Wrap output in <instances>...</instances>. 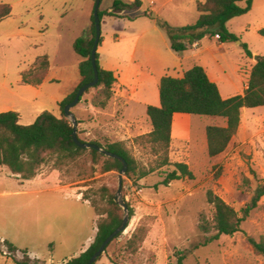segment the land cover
<instances>
[{
    "label": "rangeland",
    "instance_id": "obj_1",
    "mask_svg": "<svg viewBox=\"0 0 264 264\" xmlns=\"http://www.w3.org/2000/svg\"><path fill=\"white\" fill-rule=\"evenodd\" d=\"M114 1L102 0L101 10L113 6ZM196 1L175 0L186 16L166 12L170 19L167 22L172 26L195 24L199 17ZM0 4L12 7L11 14L0 22V113L18 112L24 126L32 125L43 111L60 117L57 101L80 81L81 58L73 43L90 27L96 0H0ZM129 13L140 18L128 22L123 30L104 26V42L97 52L100 66L113 71L130 91L136 87L137 93H132L128 100L113 93L107 106L101 109L92 105L94 99H100L98 90L91 89L72 109L82 141L102 145L123 142L139 170H156L136 181L124 176L122 195L134 216L121 238L111 244L108 254L116 257L118 264H178V257H185L183 264H264V256L249 242V239L264 241V197L242 223L241 232L234 236L223 235L213 241L211 238L216 234L213 230L206 234L199 228L204 220L210 226L213 224L210 191L241 213L264 183V107L244 110L239 131L226 151L213 158L207 151L206 128L223 126L225 120L178 114L170 160L187 164L195 179L160 185L165 172L173 168L157 169L151 145L140 138L152 130L148 105L160 106L157 69L149 64L152 70L149 71L147 63L132 60L133 44L127 39L133 34L131 30H143L155 20L143 17L139 8ZM227 27L240 37L239 41L220 43L215 37H206L199 49L188 50L190 54L200 53L198 63L207 65L210 73L216 74L223 98L243 94L246 73L255 65V57H264V38L258 33L264 28V0H258L248 14L230 19ZM163 34L170 44L167 34ZM117 37L121 40L117 41ZM241 43L248 44L253 58L246 55ZM43 56H48L51 63L49 79L42 86L23 84L21 72L32 70ZM171 58L167 61V75L179 77L180 67ZM101 167L102 163L92 165L89 154H85L75 163L60 167L61 184L75 188L57 190L51 182L30 194L16 193L33 186L21 185L1 167L0 235L16 247L30 250L43 262L63 264L77 257L79 249L93 235V219L97 215L89 201L78 199V191L90 190V196L105 207L100 188L106 186L114 193L118 188L119 172L102 174ZM53 169L54 163L48 161L40 173ZM138 230L144 240L138 252L129 255L125 253L127 243ZM107 262L105 255L97 264Z\"/></svg>",
    "mask_w": 264,
    "mask_h": 264
},
{
    "label": "trees",
    "instance_id": "obj_2",
    "mask_svg": "<svg viewBox=\"0 0 264 264\" xmlns=\"http://www.w3.org/2000/svg\"><path fill=\"white\" fill-rule=\"evenodd\" d=\"M255 0H204L197 2L199 18L193 25L184 27H173L167 21L154 17L150 13H145V17L155 20L157 25L167 34L171 49L178 55L190 50L196 43H200L206 37H215L220 43H235L240 37L231 32L227 27V22L235 17H240L251 12ZM245 3V6H240ZM141 1L136 0L132 4H126L121 0L113 3L111 11H99L101 24L106 17H120L118 13L140 8ZM12 12V7L8 4H0V22L6 19ZM122 18V17H121ZM264 38V28L258 31ZM217 36H219L217 38ZM96 27L95 18L92 14L91 25L83 37L78 38L73 43L75 53L81 58L79 73L81 81L74 91L59 103L61 116L57 117L49 111L41 113L32 125L24 126L20 124V114L14 111L0 113V166L23 180H32L38 176L40 170L48 161L54 163V169L61 172V166L75 163L85 154H89L92 165L102 163L101 173L119 172L122 165L119 161L108 158L96 150L80 149L74 143L71 134L73 126L64 114L65 107L76 97L79 89L94 79L91 54L95 43ZM103 37L99 46L102 44ZM246 55L253 58V54L248 44L241 43ZM97 67L99 71V82L92 89L98 90L99 101L94 99L92 105L95 108H105L113 97V85L116 82L114 72L104 70L100 66L99 54L97 53ZM50 60L48 56L40 57L36 66L22 74L23 82L31 85H41L49 72ZM89 89L86 94L90 92ZM85 95V94H84ZM83 95V96H84ZM83 96L80 101L83 100ZM160 106H148L147 117L152 130L147 135L141 136L152 147L157 157L158 167H172L173 170L165 172L160 185L169 186L172 182L184 179L194 180L195 175L185 163H172L170 160V146L173 134L174 117L177 114H184L199 117H217L225 120V125H210L206 128L207 151L209 157H217L224 153L231 143L233 137L239 131L242 113L245 109H256L264 107V57L259 56L252 67L247 88L243 94L223 98L216 83L211 81L206 70L199 64H194L184 72L182 78L165 76L159 85ZM81 140V139H80ZM82 141V140H81ZM85 142V141H82ZM111 153L123 157L128 163V171L125 177L136 181L143 179L156 170H139L137 161L127 150L123 142H114L102 145L92 141ZM90 190L83 193V199L89 201L95 213L102 218L97 221V233L89 248L80 256L72 258L63 264H88L93 254L100 248L107 237L121 224L124 212L114 202V193L111 189L103 186L99 190L101 198L106 202L105 207H100L90 194ZM117 192V191H116ZM264 197V183L259 185L251 203L237 212L234 207L226 203L222 198L213 192L208 193V201L214 207L213 224L210 226L206 220L202 221L199 228L203 233H216L211 239L219 240V237L234 236L241 232V225L255 209ZM131 218L134 211L129 208ZM120 234L115 240L121 238ZM114 240V241H115ZM144 237L138 230L127 243L129 255H135ZM113 241V242H114ZM112 242V243H113ZM253 249L264 256V241L257 242L249 239ZM111 243V244H112ZM111 244L104 254L95 264L101 261L103 256H108L112 264H118L116 257L108 254ZM0 251L9 255L15 264H47L40 260L29 258L26 250H21L23 258L15 257L19 249L8 240H0ZM185 257H178V264H183Z\"/></svg>",
    "mask_w": 264,
    "mask_h": 264
},
{
    "label": "crops",
    "instance_id": "obj_3",
    "mask_svg": "<svg viewBox=\"0 0 264 264\" xmlns=\"http://www.w3.org/2000/svg\"><path fill=\"white\" fill-rule=\"evenodd\" d=\"M121 1H123L126 4H132L136 0H128V2L124 1V0H121ZM140 1H141V7L139 8V10L143 12V14H142L143 17H145L144 14L147 12V13L152 14L153 16H156L157 18H160V19H163L165 21L170 22L169 21L170 19H168V15H166V12L168 14H170L171 16H176V14L178 16L179 15L182 16L183 18L186 16V14H185L186 12L183 9V7L181 5H179L178 3H176L175 0H140ZM198 1H204V0H197L195 2V6L197 5ZM257 1L258 0L254 1L252 9L255 7V3ZM189 3H191V1H188V4ZM192 3H193V1H192ZM111 8H112V6L109 7L107 10L111 11ZM196 9H197V7H196ZM132 10H134V9L131 8L129 10H124V11L118 13V16H120V17H106L102 23V30H103L104 26H109V27L119 29V30L125 29L128 22H133L137 18H140V15H137L135 17H131L129 15L130 14L129 12ZM186 26H188V25H186ZM173 27H184V26L182 25V26H173ZM131 31H133L132 32L133 34H131L127 38L133 44V48L130 51L131 59L132 60H141L144 63H147L149 71H152L149 67V64H151V66H155V68L157 69V71H156L157 72V84L159 83V85H160V81L163 77L169 76V75H167V70L169 69V67L167 65L168 64L167 61L170 59H173L171 57H174L177 60L176 65L178 67H180V70L182 72L179 77H174V78H182L183 74L186 70L190 69L194 64H199L198 63L199 61H197L196 58L198 55H200V53L199 54H190V51L187 50L182 55L176 54L171 49V44H168V42H167V40L163 34L164 32L158 27V25L155 21H153L152 24L146 25L143 28V30H140V31L131 30ZM102 37H103V35H102ZM116 40L120 41L121 39H120V37L119 38L117 37ZM103 42H104V39H103L102 43ZM201 46H202L201 42L196 43L194 45V47L192 48V50H197ZM119 55L122 56L123 53L120 52ZM201 55H203V52L201 53ZM199 65H201L202 67L205 68V70H206L209 78L211 79V81H213L214 83H216L218 85V79L216 77V74L213 71H212V73H210V70L207 67V65H203L201 63ZM102 68L104 70H107V69H105V67H102ZM29 70L30 69L21 72V80H22L23 84H27V83L23 82L22 74L24 72L29 71ZM50 70H51V63H50V69H49V72H48V75H47L45 81L41 85H36V86H42L49 79ZM108 71H110V70H108ZM250 72H251V70L248 73H246V76H247L246 85L243 88V91H245V89L247 88V82L249 79ZM115 77H116V82L113 85V92H114L115 97H119L122 100H128L130 98V96L132 95V93H137L138 90L136 89V87H131L132 91H130L124 85L123 80L118 78L116 75H115ZM146 79H147V77H145V80ZM80 81H81V78H80ZM80 81H79V83H80ZM79 83L73 88V90L69 94H71L74 91V89L79 85ZM28 85H31V84H28ZM32 86H35V85H32ZM69 94H67L61 101H63ZM61 101H57V103L59 104ZM148 106H151V105H148ZM245 110H247V109H245ZM95 111L97 113H101V111H98V110H95ZM43 112H41V113H43ZM177 115H175V117H174L173 134L175 131L174 129H175V125H176L175 122L177 119L176 118ZM1 167H3V166H0V168ZM4 168L7 169L8 172L6 170H4L3 168H1V169H3V172L14 177L16 180H18V182H20L21 185L33 186V188H31V189H28V190L23 189L22 191L16 192L18 194H30V193L37 192L39 186H42L44 184H49L51 182H53L55 184L54 188L57 190H61L64 187L65 188H75V187L70 186V184L69 185H67V184L62 185L61 184V182H62L60 180L61 173L58 170H53V171L48 172V173H39L38 176L32 180H23L20 178V176L13 175L8 170V168H6V167H4ZM2 195H4V194H2ZM77 196H78V199H80L83 197V193L78 191ZM98 219H99V217L96 215V217L93 219V223H94L93 235L91 237H88V239L86 240V243L83 245L82 249H79V251H78L79 255L78 256H80L83 252H85L89 248V246L92 244V242L94 241V238H95L96 233H97V221H98ZM0 240L4 241L7 239L0 235ZM18 249H19V251L15 255V257L17 259L21 260L23 258V254L21 253V250H26L30 259H32V260L37 259V257L34 256L35 254L32 253L30 250L20 249V248H18ZM37 260H39V259H37ZM40 261H42V260H40ZM46 263L47 264H54V263H49V262H46ZM0 264H15V263L12 260V258L5 253V251L4 252L0 251ZM106 264H112V263L109 260V262H107Z\"/></svg>",
    "mask_w": 264,
    "mask_h": 264
},
{
    "label": "water",
    "instance_id": "obj_4",
    "mask_svg": "<svg viewBox=\"0 0 264 264\" xmlns=\"http://www.w3.org/2000/svg\"><path fill=\"white\" fill-rule=\"evenodd\" d=\"M101 3H102V0H96L95 8L93 11V15L95 18V27H96L95 43H94V47H93L92 54H91L92 66H93V71H94V79L90 83L85 84L84 86H82L79 89L74 100L65 107L64 114L67 117V119H69L70 122L72 123L73 132L71 134V137H72V139H73V141L77 147H79L80 149L96 150L99 153H101L102 155H104L108 158L115 159L121 163L122 169H121L119 176H118V188H117V192L114 196V202L119 207L122 208V210L124 212V216H123L121 224L118 226V228H116L107 237V239L103 242V244L100 246V248L90 258V260L88 261V264H95L97 262V260L104 254L107 247L120 234H123L127 230V228L129 227L130 221H131L129 206L126 203V201L124 200L123 195H122L123 178H124L125 174L127 173L128 168H129L127 161L123 157H121L117 154L111 153L108 150H106V149H104V148H102L96 144H93L90 142H82L78 136V122H77V119L72 112V109L77 104H79L81 97L84 94H86V92L89 89H92L95 86H97V84L99 82V71H98V67H97V53H98L97 51H98L99 43H100L101 36H102V24H101V20L99 17V11H100V7H101ZM239 44H240V42H239ZM258 58H259L258 56L255 57L256 60Z\"/></svg>",
    "mask_w": 264,
    "mask_h": 264
},
{
    "label": "built area",
    "instance_id": "obj_5",
    "mask_svg": "<svg viewBox=\"0 0 264 264\" xmlns=\"http://www.w3.org/2000/svg\"><path fill=\"white\" fill-rule=\"evenodd\" d=\"M219 36H217V38H218Z\"/></svg>",
    "mask_w": 264,
    "mask_h": 264
}]
</instances>
